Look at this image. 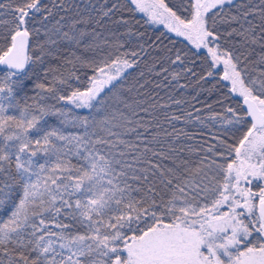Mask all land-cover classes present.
<instances>
[{
  "label": "snow or ice",
  "instance_id": "1",
  "mask_svg": "<svg viewBox=\"0 0 264 264\" xmlns=\"http://www.w3.org/2000/svg\"><path fill=\"white\" fill-rule=\"evenodd\" d=\"M80 8L0 0V264H264V0Z\"/></svg>",
  "mask_w": 264,
  "mask_h": 264
},
{
  "label": "trees",
  "instance_id": "2",
  "mask_svg": "<svg viewBox=\"0 0 264 264\" xmlns=\"http://www.w3.org/2000/svg\"><path fill=\"white\" fill-rule=\"evenodd\" d=\"M76 4L81 5L80 10H84V6L88 3V0H74ZM139 18V17H138ZM111 27V26H109ZM154 29H158V31H164L163 26H153L152 28L148 29V34L153 35ZM108 29H104V34L107 35ZM133 42H135V38H133ZM61 47H68L67 45H61ZM2 68V67H0ZM148 79L152 80L153 83L157 82L159 80L158 77H148ZM181 83H186V81H181ZM188 87L186 89H180L179 91H176L174 95L178 99H184L191 101L192 104L195 105L196 108H200L203 106L204 102L207 103H214L216 99V94L213 92L212 94H209L206 90L209 88H212L214 81H209L205 83L202 87L205 89V91H201V85H197L194 81H187ZM174 86L173 84H168L164 88L154 89L153 85H149L148 88L150 91H157L160 93V96H164L167 98V95L172 92V88ZM193 97H197L198 99H192ZM183 107H187V105H182ZM176 106H173V110H175ZM194 110V109H189ZM206 114V113H205ZM163 119V117H161ZM183 124H179L178 127H183ZM189 131H197V129L189 128Z\"/></svg>",
  "mask_w": 264,
  "mask_h": 264
},
{
  "label": "water",
  "instance_id": "3",
  "mask_svg": "<svg viewBox=\"0 0 264 264\" xmlns=\"http://www.w3.org/2000/svg\"><path fill=\"white\" fill-rule=\"evenodd\" d=\"M0 67H2V66H0Z\"/></svg>",
  "mask_w": 264,
  "mask_h": 264
}]
</instances>
